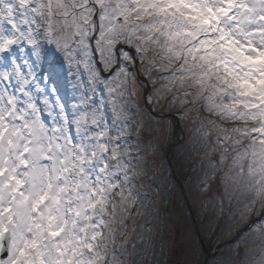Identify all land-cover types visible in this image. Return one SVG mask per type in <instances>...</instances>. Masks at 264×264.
Here are the masks:
<instances>
[{"label":"snow or ice","instance_id":"1","mask_svg":"<svg viewBox=\"0 0 264 264\" xmlns=\"http://www.w3.org/2000/svg\"><path fill=\"white\" fill-rule=\"evenodd\" d=\"M165 142L235 210L215 264H264V0H0V264L155 258Z\"/></svg>","mask_w":264,"mask_h":264},{"label":"rangeland","instance_id":"2","mask_svg":"<svg viewBox=\"0 0 264 264\" xmlns=\"http://www.w3.org/2000/svg\"><path fill=\"white\" fill-rule=\"evenodd\" d=\"M178 122L177 127H182L183 125ZM169 138H171V132H169ZM177 138H179V130H177ZM177 148L178 146L169 147V144L165 142L164 151L157 154L149 148L146 157L143 158L148 168L151 169L147 173V179L149 181L155 179V184L151 185L152 193L158 198H166L162 200L164 212L160 213L159 219L165 221L167 217L166 223L161 225L159 231L152 233L151 237L145 240V252L147 253L149 247L155 251V258L148 255L145 264H189L190 243L192 247L202 245L199 256L201 264L205 261L207 264H215V258L228 252L229 249L220 247L219 252L215 253L216 247L212 246L211 239L221 228H223L224 235L221 240L216 241L217 244L228 243L237 238L238 229L234 227L230 219L235 215V210L227 214L226 201V212L212 219V206L206 198L214 196L216 186L213 184L209 192L200 191L198 193L196 182L202 172L197 174L196 168L200 162L198 159L201 157L193 154L181 160ZM181 164L184 166L181 167ZM226 215L229 218H226ZM209 226L212 228L211 233L205 231V228ZM243 227L244 224L239 225L240 229ZM230 228L233 229L231 232ZM245 247V244H239L237 251L240 256L233 257V259H241Z\"/></svg>","mask_w":264,"mask_h":264},{"label":"trees","instance_id":"3","mask_svg":"<svg viewBox=\"0 0 264 264\" xmlns=\"http://www.w3.org/2000/svg\"><path fill=\"white\" fill-rule=\"evenodd\" d=\"M200 167H201V164H200L199 168H200ZM200 172H202V170H201ZM200 172H199V174H200ZM200 176H201V175H200ZM200 176H199V177H200Z\"/></svg>","mask_w":264,"mask_h":264}]
</instances>
